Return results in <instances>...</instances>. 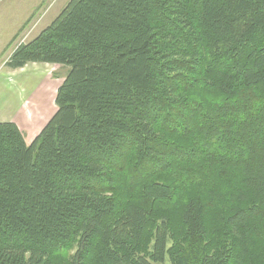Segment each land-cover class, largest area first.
Masks as SVG:
<instances>
[{
    "label": "trees",
    "instance_id": "trees-1",
    "mask_svg": "<svg viewBox=\"0 0 264 264\" xmlns=\"http://www.w3.org/2000/svg\"><path fill=\"white\" fill-rule=\"evenodd\" d=\"M31 62L68 71L0 121V264H264V0H69Z\"/></svg>",
    "mask_w": 264,
    "mask_h": 264
},
{
    "label": "rangeland",
    "instance_id": "rangeland-1",
    "mask_svg": "<svg viewBox=\"0 0 264 264\" xmlns=\"http://www.w3.org/2000/svg\"><path fill=\"white\" fill-rule=\"evenodd\" d=\"M68 1L0 0V61L49 25ZM67 71L58 64L31 62L11 69L0 63V121L15 122L29 143L54 113L55 93ZM178 142L185 148L194 143Z\"/></svg>",
    "mask_w": 264,
    "mask_h": 264
},
{
    "label": "crops",
    "instance_id": "crops-1",
    "mask_svg": "<svg viewBox=\"0 0 264 264\" xmlns=\"http://www.w3.org/2000/svg\"><path fill=\"white\" fill-rule=\"evenodd\" d=\"M9 56V55H8ZM8 56L4 57L3 59H1L0 63L3 64L5 66V62L8 58Z\"/></svg>",
    "mask_w": 264,
    "mask_h": 264
}]
</instances>
